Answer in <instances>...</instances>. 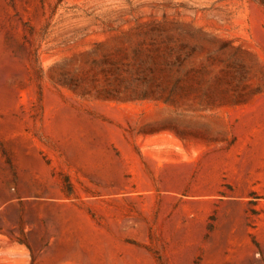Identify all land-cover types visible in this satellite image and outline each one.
<instances>
[{
	"label": "rangeland",
	"instance_id": "obj_1",
	"mask_svg": "<svg viewBox=\"0 0 264 264\" xmlns=\"http://www.w3.org/2000/svg\"><path fill=\"white\" fill-rule=\"evenodd\" d=\"M0 264H264V6L0 0Z\"/></svg>",
	"mask_w": 264,
	"mask_h": 264
},
{
	"label": "trees",
	"instance_id": "obj_2",
	"mask_svg": "<svg viewBox=\"0 0 264 264\" xmlns=\"http://www.w3.org/2000/svg\"><path fill=\"white\" fill-rule=\"evenodd\" d=\"M255 1L264 6V0H255Z\"/></svg>",
	"mask_w": 264,
	"mask_h": 264
}]
</instances>
